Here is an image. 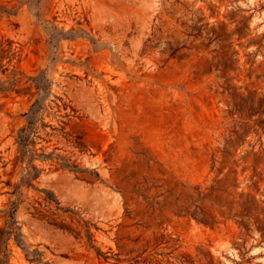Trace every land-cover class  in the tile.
Instances as JSON below:
<instances>
[{
  "label": "rangeland",
  "instance_id": "1",
  "mask_svg": "<svg viewBox=\"0 0 264 264\" xmlns=\"http://www.w3.org/2000/svg\"><path fill=\"white\" fill-rule=\"evenodd\" d=\"M3 36L46 87L24 161L0 92L9 264H264V0H0Z\"/></svg>",
  "mask_w": 264,
  "mask_h": 264
},
{
  "label": "trees",
  "instance_id": "2",
  "mask_svg": "<svg viewBox=\"0 0 264 264\" xmlns=\"http://www.w3.org/2000/svg\"><path fill=\"white\" fill-rule=\"evenodd\" d=\"M21 55V48L19 46H16L13 40H10L8 38H5L4 36L0 38V67L2 68L3 73H7L9 70V67L7 66V63H5V60L8 59V63L13 62L15 59L19 61V57ZM20 74L17 67L13 69L10 73V79L8 81H1L0 80V92L8 95L12 92H16L18 94H21L23 91H31L33 85L35 84L38 95L35 103L32 105L31 113L29 115V126L23 127L19 130V135L17 137V142L19 144V149L23 155V161L24 157H28L29 160H32L34 157V153L32 152L31 144H32V134L34 132L33 128V121H31L32 116H35L39 110L41 109L42 103L40 102V95L42 90H44L46 87L44 84L40 82V80L36 78H29V81L31 80V84L28 87L19 88V85L21 83V78L17 77ZM35 94V93H34ZM31 168V169H30ZM24 173L22 175L21 182L16 185V194H18L19 189L23 185H31V182L36 179L39 176V169L35 165H31V162H28V166L24 168ZM16 210H17V203L12 202L10 207L7 209L0 211L4 213V217L6 218V228L0 229V257L1 261L0 264H9V258L7 257V250L8 245L11 237L14 235L15 239L18 243H22L21 238L17 232L18 221L16 220ZM24 250L26 251V257L31 263H37V264H50L46 261H44L43 254L37 250H30L29 247L23 246Z\"/></svg>",
  "mask_w": 264,
  "mask_h": 264
}]
</instances>
